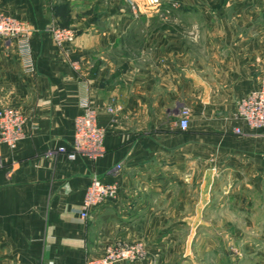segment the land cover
Here are the masks:
<instances>
[{
    "label": "crops",
    "instance_id": "1",
    "mask_svg": "<svg viewBox=\"0 0 264 264\" xmlns=\"http://www.w3.org/2000/svg\"><path fill=\"white\" fill-rule=\"evenodd\" d=\"M137 2L140 17L122 0H0L35 30L33 72L0 37V108L29 130L0 143V264H85L117 240L147 250L118 264H264V135L238 115L264 84V0ZM54 21L76 40L59 46ZM85 95L106 131L96 160L57 151ZM94 174L118 197L84 218Z\"/></svg>",
    "mask_w": 264,
    "mask_h": 264
},
{
    "label": "built area",
    "instance_id": "2",
    "mask_svg": "<svg viewBox=\"0 0 264 264\" xmlns=\"http://www.w3.org/2000/svg\"><path fill=\"white\" fill-rule=\"evenodd\" d=\"M138 8L137 5L133 6ZM52 35L59 46L74 42L76 32L72 27H51ZM33 29L30 26L12 16L0 13V37L16 42L17 50L21 56L23 68L26 72L35 70V62L32 53L31 35ZM81 105L83 112L75 122V139L72 149L66 146L58 148V152L66 153L69 158L75 159L79 155L96 160L106 152V131L97 122V113L91 105L88 95L82 96ZM109 111L114 112L113 107ZM180 126L186 129L190 108L184 107L181 111ZM239 117L254 132L264 135V84L256 90L247 93L238 103ZM241 133V128H236ZM29 134L27 118L18 108H0V143L8 145L11 149L17 148L19 142ZM56 151H48V155H54ZM118 164L116 170L121 169ZM118 186L115 183L104 181L98 174L91 178L84 199V205L79 213L84 218L90 216L91 210L104 200H114L118 197ZM147 250L141 242H128L117 240L109 244L102 255L90 256L85 264H118L120 262H134L145 258Z\"/></svg>",
    "mask_w": 264,
    "mask_h": 264
},
{
    "label": "rangeland",
    "instance_id": "3",
    "mask_svg": "<svg viewBox=\"0 0 264 264\" xmlns=\"http://www.w3.org/2000/svg\"><path fill=\"white\" fill-rule=\"evenodd\" d=\"M122 7L123 8H127L129 11H132V13L134 14V16L135 17H140L141 16V14H140V11H139V8H134L133 6L134 5H137L138 6V2H137V0H122ZM171 5H175V6H179L180 5V3L179 2H174L173 4H171ZM164 17H166L164 14H162ZM141 19V18H140ZM143 20H147V19H143ZM167 20V19H166ZM165 20V21H166ZM61 26V27H72L74 30H75V32H76V38H77V36H78V34H79V32H80V29H78L76 26H72V25H67V24H65V22L64 23H60V22H56V21H54V22H52L51 23V25L48 27V31H50L51 32V34H52V31H51V27H53V26ZM31 28V27H30ZM33 31H35L34 29H33ZM33 34V33H32ZM76 40V39H75ZM111 107H113L114 108V105L112 104L111 105ZM115 109V108H114ZM240 224H243V222L242 221H240ZM228 255H230V254H228ZM206 258H208V257H206ZM255 260H257V259H255ZM247 261H249V259H247V254L245 253V252H240L239 253V264H248V262ZM213 262H214V260H213ZM213 262H210V263H213ZM228 262H230V261H228Z\"/></svg>",
    "mask_w": 264,
    "mask_h": 264
}]
</instances>
